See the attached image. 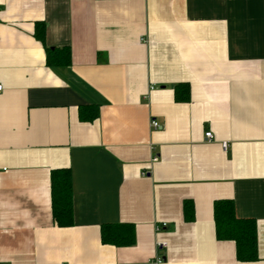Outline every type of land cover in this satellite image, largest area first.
Returning a JSON list of instances; mask_svg holds the SVG:
<instances>
[{
  "label": "crops",
  "instance_id": "crops-1",
  "mask_svg": "<svg viewBox=\"0 0 264 264\" xmlns=\"http://www.w3.org/2000/svg\"><path fill=\"white\" fill-rule=\"evenodd\" d=\"M0 84V264H264V0H0ZM59 169L71 227L52 216ZM223 199L256 221L259 260L217 240ZM118 223L133 246L102 243Z\"/></svg>",
  "mask_w": 264,
  "mask_h": 264
},
{
  "label": "trees",
  "instance_id": "trees-1",
  "mask_svg": "<svg viewBox=\"0 0 264 264\" xmlns=\"http://www.w3.org/2000/svg\"><path fill=\"white\" fill-rule=\"evenodd\" d=\"M36 39L44 42L45 28L43 24L36 25ZM47 64L50 67L70 65L72 56L70 49L46 48ZM178 102L191 100L190 84H178L174 88ZM80 118L83 122L94 121L99 117L96 106L81 107ZM51 188L53 211L52 216L60 227L73 225L72 202V173L69 169H59L51 172ZM183 213L185 221L191 223L195 220L194 203L192 200L184 203ZM214 221L216 238L218 241H232L236 244V255L241 262L259 260L258 254V226L254 219H240L235 211L233 200H219L214 204ZM101 241L116 247H131L137 238V229L133 224H104L101 227Z\"/></svg>",
  "mask_w": 264,
  "mask_h": 264
},
{
  "label": "built area",
  "instance_id": "built-area-1",
  "mask_svg": "<svg viewBox=\"0 0 264 264\" xmlns=\"http://www.w3.org/2000/svg\"><path fill=\"white\" fill-rule=\"evenodd\" d=\"M3 90H4V87H3V85L2 84H0V95H1V93L3 92ZM151 126L153 127V128H155V129H158L159 127H160V125L156 122V121H152V123H151ZM205 138H206V140H209V141H212V140H214L213 138H214V136H213V134H212V132H206V134H205ZM227 143H223L222 144V147H223V149L224 150H227ZM153 161L154 162H156V161H158V157L157 156H155L154 157V159H153ZM147 173V172H146ZM146 173H144V176L146 175ZM165 226V224H162V226H156V231L157 232H161L162 231V227H164ZM158 247H163V245L160 243V244H158ZM163 261H164V258H161V257H159V258H157L156 260H155V262H154V264H163Z\"/></svg>",
  "mask_w": 264,
  "mask_h": 264
}]
</instances>
